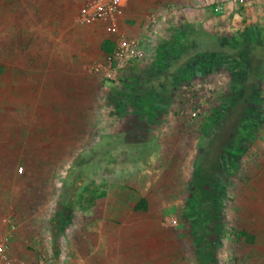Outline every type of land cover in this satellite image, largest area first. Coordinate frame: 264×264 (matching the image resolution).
Listing matches in <instances>:
<instances>
[{"label": "rangeland", "instance_id": "1", "mask_svg": "<svg viewBox=\"0 0 264 264\" xmlns=\"http://www.w3.org/2000/svg\"><path fill=\"white\" fill-rule=\"evenodd\" d=\"M89 1H11L24 22L0 25V67L23 84L39 78L38 104L24 98L7 109L36 115L39 136L9 137L0 158V237L7 233L2 219L11 218L20 229L8 241L30 264L46 256L57 264L63 251L70 264H264V184L257 181L264 167H256L264 160V118L255 124L252 112L254 104L264 112V37L224 26L248 4L213 0L206 13L227 29L205 33L194 21L183 42L179 26L164 25L185 13L172 6L170 18L151 17L145 42L120 32L148 52L108 81L101 71L115 69V47L94 52L108 28L81 23ZM1 5L6 14L8 2ZM84 36L88 52H79ZM215 53L247 60L238 84L224 69L196 66ZM64 80L71 87L65 105L55 95ZM238 137L246 153L231 175L224 155ZM193 197L202 205L201 241L188 214ZM142 200L147 210L139 209Z\"/></svg>", "mask_w": 264, "mask_h": 264}, {"label": "crops", "instance_id": "2", "mask_svg": "<svg viewBox=\"0 0 264 264\" xmlns=\"http://www.w3.org/2000/svg\"><path fill=\"white\" fill-rule=\"evenodd\" d=\"M3 2V0H0ZM8 2V6L6 7L7 13L2 14L0 13V25H11V24H21L23 23L24 19L22 16H19L18 12V3L15 4V6L11 7L10 2H16L19 0H6ZM38 1V0H33ZM213 0H127V5H126V18L130 20H135L136 23L132 26H127L126 24H123V20H121V27H120V32L122 34H125L129 37H135L138 40H143L144 42L146 41L148 35H150V31L148 29V25L151 23V17H153L154 14L162 15L163 18H170V14L174 13V9L168 10L166 8L172 6L175 8H179L183 12L182 17H179L178 15L176 16V20L174 22L172 21H166L164 25L166 26V29H170L171 26H179L178 29L174 30L176 33V39L180 40L183 42L186 40L187 36L192 32L189 30V26H193V23L195 21L197 28L203 27L205 28V33H210V32H222L225 29H241V31H248V28L250 25L256 24V25H262L264 24V0H252L251 2H248V0H243V3L248 4L244 8V11L241 12V14H237L235 16V19L228 25L225 23L224 26H229L225 28L224 26L219 25V21L215 22L213 18L209 17L210 14L206 13V9H208V5L211 4ZM258 2H260L258 4ZM263 3V4H261ZM158 6L161 9H164L165 11H157ZM263 5V6H262ZM4 8L3 5L0 6V11ZM156 10L154 11V9ZM9 11V13H8ZM14 11V12H13ZM204 16H207V18H202ZM228 17V14L226 15ZM154 18V17H153ZM37 19V18H36ZM125 19V18H124ZM165 20V19H164ZM225 16H223V21L226 22ZM230 22V20H228ZM30 24L38 23V19L34 21L33 17H31ZM171 25V26H170ZM107 30V31H106ZM109 29H103V32H101V41L98 43L97 48L94 52H104L101 49V45L105 40H111L112 36L114 35ZM247 34V33H246ZM112 35V36H111ZM113 39V38H112ZM142 41V42H143ZM87 37L84 36V38H80L79 40V52H88L87 50ZM165 45V44H164ZM71 44L70 42L66 45L64 50L67 48L70 50ZM66 52V50L64 51ZM160 52H163L162 54L166 56V52H171L170 49L166 46ZM162 62V61H161ZM17 67V66H15ZM21 68V66H19ZM17 69V68H16ZM187 70L186 72H188ZM223 75L229 73L226 71ZM149 72L139 74V80L137 79L136 82H141V80L146 77V75ZM191 74L193 71L190 72ZM221 73V72H220ZM105 77V74H102ZM33 81L31 84L29 83H21L20 77H14L10 78L9 71L7 70L6 67L1 68L0 67V158H6V154L8 152V148L11 146L9 145L8 138L9 137H14L15 135L18 137L19 135H22V137H30V138H38L39 136V121L38 117L34 115L33 113L27 114L25 118H21L18 113H10L8 114L7 109L9 106H17L23 104L24 98H28L32 102L36 99V103L38 104L39 102V88H38V80L39 78L37 77V81L34 80L32 77ZM53 79V77H52ZM223 79L226 80V76L223 77ZM105 80V79H104ZM28 81V80H27ZM106 81V80H105ZM109 83L108 81H106ZM65 80L62 82L61 87L58 88L59 91L56 92V97H58L60 104L65 105L67 103V99L70 101V93H71V87L69 86L68 91H66ZM104 84V83H103ZM172 87V86H171ZM174 87V86H173ZM24 88L28 91L27 93H24ZM104 89H106L104 87ZM19 90L21 92H19ZM23 90V91H22ZM82 90V89H81ZM105 92V91H104ZM175 105H181L180 102H175L173 103V106ZM3 108V109H2ZM10 108V110H12ZM3 110V111H2ZM13 117V119H9V116ZM184 116L183 113L179 114V117L182 118ZM178 117V118H179ZM172 118V117H170ZM20 122H26L25 127L27 128L26 130L24 128L20 129ZM177 127V125H176ZM176 129V128H175ZM184 126H182V135H187L186 131L184 130ZM172 133V132H171ZM172 134H179L177 132L172 133ZM32 144L30 147H33L35 142L33 139L31 140ZM38 146V143H37ZM11 149V148H10ZM32 149V148H31ZM6 164V163H5ZM264 167V160L262 162H257L256 167ZM257 181H261L262 184H264V180L262 181L260 178H257ZM257 197V196H256ZM261 200H264L262 198ZM262 216V215H261ZM264 217V215L262 216ZM264 227V225H263ZM18 229H20L17 226V232ZM16 232V233H17ZM10 243V250L11 253L16 256L15 252L12 250V245L11 241ZM29 256L33 257L32 251H28ZM19 258V257H18ZM21 259V258H20Z\"/></svg>", "mask_w": 264, "mask_h": 264}, {"label": "built area", "instance_id": "3", "mask_svg": "<svg viewBox=\"0 0 264 264\" xmlns=\"http://www.w3.org/2000/svg\"><path fill=\"white\" fill-rule=\"evenodd\" d=\"M126 5L127 0H90L83 9L81 23L87 26L100 25L107 27L115 35L112 39L115 47L114 52H116L114 55L116 60L115 69L103 67L102 71L100 70L108 78V81L116 79L118 73H115L120 68H125L128 62L142 60L148 52L138 40H126L120 35L121 20L126 16ZM221 9V6L216 7L218 12ZM2 223L7 227V233L0 237V264H30L11 253L8 238L17 231L16 223L9 217L3 218ZM69 257L65 251L61 252L57 264H70ZM52 262L51 256L39 260V264H52Z\"/></svg>", "mask_w": 264, "mask_h": 264}, {"label": "trees", "instance_id": "4", "mask_svg": "<svg viewBox=\"0 0 264 264\" xmlns=\"http://www.w3.org/2000/svg\"><path fill=\"white\" fill-rule=\"evenodd\" d=\"M259 34L260 39L264 37V24L255 26L254 31L248 30L247 34H244V37H248L254 34ZM101 49L107 53L111 54L114 50V44L110 40H105L102 45ZM247 60L243 57H232V56H224L220 53L215 54H206L205 56H202L199 58L198 63L196 66L198 68L205 67L210 70L216 69H224L226 70L231 77L233 78V84L234 86L240 82L243 75L246 73L247 69ZM191 72V71H189ZM253 116L255 117V124L260 122L264 118V112H262V109L257 104H254L253 108ZM248 130V129H247ZM240 137H238L235 142L236 145L233 146V148L228 149L226 154L224 155V169L227 170L231 175L236 174L241 167L240 158L246 153V150H242L240 147ZM226 186H221L218 190L221 194L223 193V190ZM191 204L189 206L188 214L193 219L194 222H197L199 225V228L196 230V238L201 241V239L204 238V234L200 227L201 222V215H202V205H200V200L198 198L193 197L191 199ZM139 209L147 210V202L146 200H142ZM217 230V229H216ZM223 229L219 228V233L222 234ZM195 233V234H196ZM204 260H202L201 263H203Z\"/></svg>", "mask_w": 264, "mask_h": 264}]
</instances>
